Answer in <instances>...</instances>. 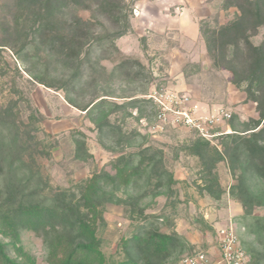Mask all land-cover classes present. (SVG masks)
Masks as SVG:
<instances>
[{
  "label": "rangeland",
  "instance_id": "374dc122",
  "mask_svg": "<svg viewBox=\"0 0 264 264\" xmlns=\"http://www.w3.org/2000/svg\"><path fill=\"white\" fill-rule=\"evenodd\" d=\"M99 1L87 0L84 8L72 5L65 10L69 22L77 16L93 25L89 31L92 39L79 54L77 77L66 90H52L33 78L63 86L71 79L73 68L63 69L36 35L26 39L14 35L7 0H0V188L8 180L24 189L22 195L37 192L50 197L56 190L74 188L94 173H113L112 165L121 155H136L150 148L162 156L164 169L176 184L170 189L167 183L156 189L157 179L151 177L148 182L144 177L136 186L118 189L114 195L124 204L105 206L106 224L100 232L103 253L122 259V240L151 224L163 233L179 234L186 243L179 255L184 257L213 250L218 230L232 226L241 246L259 260L264 242L248 228L251 221L243 218L241 205L229 196V188L236 181L225 164L217 169L225 194L218 201L201 196L200 163L186 149L197 133L183 127L149 130L141 123L152 121L151 105L145 96L156 88L178 90L202 102L217 103L231 112L226 124L238 131L258 118L255 103L247 101L244 91L230 83L229 73L213 66L208 52V70H202L191 56L201 45L207 50L210 29L232 23L239 12L223 9V0H117L121 14L115 24L99 9ZM184 10L197 17L198 43L187 42L179 32L176 17ZM19 23L17 28L23 36L24 29L28 33L29 21L20 19ZM120 32L123 35L115 37ZM263 35L264 26L251 38L252 43L258 46ZM182 51L189 58L187 64L180 59ZM226 124L216 127L218 135L211 139L219 150L222 136L232 132ZM15 125L20 127L19 132ZM19 135L29 142L25 150L16 148ZM76 142L84 144L78 155ZM138 161L137 156L134 162ZM250 184L254 192L264 189L258 179L250 180ZM133 209H143L144 216ZM253 214L264 218V208H255ZM18 246L36 264H45L47 248L39 235L22 230ZM173 262L180 264L178 256Z\"/></svg>",
  "mask_w": 264,
  "mask_h": 264
},
{
  "label": "trees",
  "instance_id": "16d2710c",
  "mask_svg": "<svg viewBox=\"0 0 264 264\" xmlns=\"http://www.w3.org/2000/svg\"><path fill=\"white\" fill-rule=\"evenodd\" d=\"M86 3L87 0H7L11 14L7 10V16L13 21V34L22 39L36 35L44 50H52L63 69L73 68L71 79L63 86L33 78L36 83L52 90H63L79 74V54L92 39L89 31L93 25L77 16L69 22L64 14L69 6L84 8ZM118 5L117 0L98 2L99 9H103L115 24L121 14ZM222 8H235L239 16L232 23L209 30L207 51L213 66L229 73L230 83L244 91L247 101L255 103L258 118L245 123L242 131L229 123L232 132L222 136L221 150L197 134L186 149L200 163L201 196L213 201L220 200L225 194L219 183L217 165L227 164L236 181L228 194L241 205L243 218L251 221L248 228L254 229L253 233L264 242V218L253 214L255 208H264V189L254 192L250 184V180L258 179L264 186V35L258 46L251 41L264 26V0H223ZM20 19L29 21L28 33L24 29L23 36L22 30L17 28ZM123 33H117L115 37ZM66 102L74 106L70 99L66 98ZM15 129L19 132L20 127L15 125ZM19 139L20 135L15 141ZM28 143L21 139L16 148L25 150ZM82 149L84 144L76 142L77 155ZM21 162H24L23 158ZM112 170L113 173H94L74 188L56 190L50 197L39 196L37 192L22 195L24 189L20 190L18 183L7 180L0 188V264H36L22 246H18L22 230L42 238L47 248L45 264H172L176 256L180 261L179 255L186 248L185 241L179 234L163 233L151 224L140 227L129 239L122 240V259L109 258L103 253L100 232L106 224L105 206L124 204L114 195L118 189L136 186L144 177L148 182L149 178L155 177L156 189L166 187V183L168 189L176 184L173 176L165 171L162 156L150 148L136 155L117 157ZM133 210L144 216L143 209ZM133 210L131 214H134ZM247 254L251 264H264V251L258 256L261 263L249 252Z\"/></svg>",
  "mask_w": 264,
  "mask_h": 264
},
{
  "label": "built area",
  "instance_id": "2783aa9c",
  "mask_svg": "<svg viewBox=\"0 0 264 264\" xmlns=\"http://www.w3.org/2000/svg\"><path fill=\"white\" fill-rule=\"evenodd\" d=\"M145 98L151 105L152 121L142 120L141 123L149 130L183 127L211 142L218 135L214 129L232 117L231 112L223 108L209 112L202 110L196 99L178 90L156 88ZM180 264H251V259L234 228L226 226L218 230L213 250L187 254L181 258Z\"/></svg>",
  "mask_w": 264,
  "mask_h": 264
},
{
  "label": "crops",
  "instance_id": "0c3cea01",
  "mask_svg": "<svg viewBox=\"0 0 264 264\" xmlns=\"http://www.w3.org/2000/svg\"><path fill=\"white\" fill-rule=\"evenodd\" d=\"M194 12L197 13V9L195 10L194 9ZM178 22H179V32H182L181 35L182 37L187 41V42H190V43H198V41L201 40V36L199 34V26H198V22H196V19L197 17L192 13L190 12V10H184L180 16L176 17ZM227 25V24H226ZM118 45V44H117ZM201 45V44H199ZM185 51H182V55L180 54V59H183V61L185 62V64L188 63V57L186 58L185 54H184ZM189 52H192V51H189ZM207 50H205V48L203 47V45H201V48H199V51H194L191 56L193 59H199L200 61H197L196 60V63L199 62L200 63V67L202 68V70H208V67L209 66H206L205 64L208 62V57H207ZM186 53V52H185ZM187 54V53H186ZM194 55V56H193ZM194 61V60H193ZM205 65V66H203ZM204 67V68H203ZM181 75V74H180ZM179 75V76H180ZM181 87H184V86H181ZM186 88V87H185ZM200 98L198 97V99H196L200 105V107L202 106L203 109L202 110H205L207 112L209 111H212V110H215V109H218V104L213 102V101H206V102H202L201 100H199ZM201 107V108H202ZM226 124V123H224ZM223 125V124H221ZM220 125V126H221ZM227 126V129H230L229 125L226 124ZM231 133V132H230ZM228 134V133H227ZM222 164H225V169L229 172V169H228V166L225 162H221L217 165V169L220 165Z\"/></svg>",
  "mask_w": 264,
  "mask_h": 264
}]
</instances>
